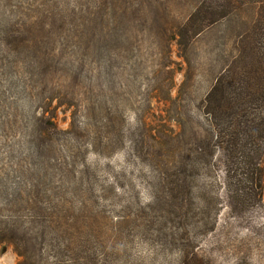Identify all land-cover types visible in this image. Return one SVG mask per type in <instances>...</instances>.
<instances>
[{"label":"trees","instance_id":"trees-1","mask_svg":"<svg viewBox=\"0 0 264 264\" xmlns=\"http://www.w3.org/2000/svg\"><path fill=\"white\" fill-rule=\"evenodd\" d=\"M13 1L16 4L0 0V6L10 8L7 16L0 13V87L1 82H9V88L18 85L25 96L36 86L56 82L60 56L54 41L58 35L37 31V24L25 20L11 21L15 14L28 16L27 9L22 11L25 1ZM91 16L89 43L84 50L75 47L74 52L82 55L68 64L77 87L88 83L98 89V101L91 99L89 93L94 92L89 89L80 94L88 97L80 98L77 105L83 114L81 125L90 119L99 123L87 135L90 145L107 150L128 148L133 158L154 160L158 169L152 178L165 193L163 202L174 226L182 225L191 211L185 199L189 165L210 174L211 167L221 163L233 208L245 202V197L258 203L264 158V0H102ZM34 30L38 38L31 34ZM172 42L177 43L185 66L177 95L172 96L173 79L167 65L162 75L152 79L154 88L135 97L129 88L144 79L138 62L142 47L148 53L157 45L171 64ZM19 51L24 65L14 74L12 55ZM0 95L6 92L0 90ZM78 127L73 115L72 128ZM81 135L75 130L76 139ZM33 147L35 168L43 174L32 183L41 188L46 186L41 180L46 172L44 148L43 144ZM10 173L4 172L0 180L6 191L0 199L7 211L26 205L24 195L34 201L26 202L31 203L29 210L36 208L34 198L39 191H28V182L22 177L15 181ZM216 179L217 217L225 183L221 177ZM38 205L41 210L34 211L41 218L38 222L2 215L0 243L15 241L12 233H22L17 245L23 260L18 264H64L59 249L65 243L58 239L62 235L80 237L87 229L75 222L79 218L68 222L71 201L62 194L51 207L47 202ZM204 226L206 231L214 230L216 218ZM181 236L188 239L190 234L184 230Z\"/></svg>","mask_w":264,"mask_h":264},{"label":"rangeland","instance_id":"rangeland-1","mask_svg":"<svg viewBox=\"0 0 264 264\" xmlns=\"http://www.w3.org/2000/svg\"><path fill=\"white\" fill-rule=\"evenodd\" d=\"M24 1L22 11L27 9L28 16L15 14L10 20L14 23L25 20L32 25L37 24V31L57 34L54 42L60 65L55 83L45 82L25 96H22L18 85L9 88V82H1L0 90L6 95H0V180L4 172H11L10 175L17 178L15 181L22 177L29 184L28 191H39L35 202H47L49 207L60 199L61 194L69 198L71 205L66 211L69 213L68 222H76L87 230L77 238L62 235L58 239L65 243L59 249L63 252L59 255L61 262L264 264V158L261 162L263 189L260 201L254 204L245 197V202L239 203L235 209L231 205L233 201L229 198L221 163L216 162L210 174L204 168L200 170L193 168L196 165H189V191L185 199L191 211L182 225L174 226L170 223L169 207L163 202L165 193L157 189L158 185L152 178L153 170L158 169L157 163L154 160L145 161L142 157L141 160L133 158L128 148L107 150L92 146L87 135L95 132L99 123L90 119L86 126L81 125L83 114L77 105L80 98L88 96L80 94L91 89L94 93H89V96L94 101L99 98L98 89L88 83L77 87L70 77L72 73L68 64L75 57H81V52H74L76 48L84 50L88 45V35H91L88 29L94 19L91 15L102 0ZM9 11L10 8L0 6V13L4 16ZM31 34L36 38L40 35L36 34V30ZM145 49L144 45L138 59L140 69L144 71L140 78L144 79L129 90L137 98L145 91H151L154 88L152 79L162 75V70L168 65L173 79L172 96H176L185 68L177 43L172 42L171 45V64L166 53L157 45L148 51L150 54ZM142 58L147 61L142 63ZM12 59V72L15 74L19 66L24 65L21 52L13 54ZM18 82L15 81L16 84ZM116 97L117 94H113V98ZM73 115L79 125L74 129ZM129 118L132 122L133 115L130 114ZM75 130L82 133L79 139L75 137ZM69 131L72 135H66ZM49 133L52 135L45 137ZM36 144H43L46 162V172L41 179L46 186L41 188L32 183L33 178L38 179L43 174L35 168L36 157H32ZM215 177V181L221 177V182L225 183L221 190V211L217 217L214 194L219 193V189L214 182ZM12 188L9 190L12 191ZM0 189V197H5L6 191L1 186ZM22 197L26 205L17 207L11 213L0 199V217L11 214L38 222L37 219L41 218H37L39 214L34 211L41 210L40 206L37 204L36 208L29 210L34 201L28 195ZM215 218L214 230L206 231L204 223L210 224ZM184 230L190 234L188 239L181 236ZM12 236L15 241L8 239L0 243V264H18L23 260L17 245L23 238L22 233H12Z\"/></svg>","mask_w":264,"mask_h":264}]
</instances>
